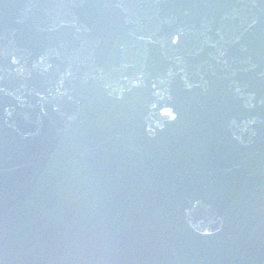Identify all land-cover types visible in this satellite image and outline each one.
<instances>
[{
  "label": "water",
  "instance_id": "1",
  "mask_svg": "<svg viewBox=\"0 0 264 264\" xmlns=\"http://www.w3.org/2000/svg\"><path fill=\"white\" fill-rule=\"evenodd\" d=\"M0 264H264V0H0Z\"/></svg>",
  "mask_w": 264,
  "mask_h": 264
}]
</instances>
